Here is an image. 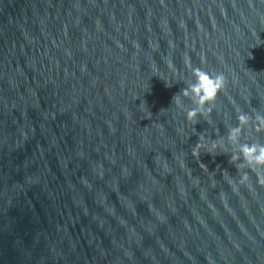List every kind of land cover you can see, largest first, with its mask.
Instances as JSON below:
<instances>
[{
    "label": "water",
    "instance_id": "obj_1",
    "mask_svg": "<svg viewBox=\"0 0 264 264\" xmlns=\"http://www.w3.org/2000/svg\"><path fill=\"white\" fill-rule=\"evenodd\" d=\"M253 143L264 0H0V264H264Z\"/></svg>",
    "mask_w": 264,
    "mask_h": 264
},
{
    "label": "clouds",
    "instance_id": "obj_2",
    "mask_svg": "<svg viewBox=\"0 0 264 264\" xmlns=\"http://www.w3.org/2000/svg\"><path fill=\"white\" fill-rule=\"evenodd\" d=\"M193 74L196 77L195 81L189 83L183 90L182 94L187 95L188 93H191L192 97L194 98L193 103L198 104L201 108L214 104L219 94L224 90L225 87V78L223 74L220 73L209 75L199 68L193 69ZM180 95L181 94L175 96L174 100H176V98ZM198 114L202 113H198L196 109H192L188 112V118L194 121ZM239 119L241 121L246 120V114H241ZM237 131L238 129L231 130L229 134L230 139L234 138V133ZM240 153L244 157V164L248 165L249 168L257 172L258 182L264 181V144H241ZM232 159L235 160L238 159V157L233 156ZM237 170L239 172V168H237ZM226 172L227 171L224 170V172L220 173L223 176V180L225 178ZM230 177L236 184H241L244 182V180L249 178L248 172H245L238 181L237 177ZM217 183L219 182L217 181Z\"/></svg>",
    "mask_w": 264,
    "mask_h": 264
}]
</instances>
